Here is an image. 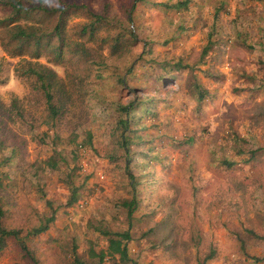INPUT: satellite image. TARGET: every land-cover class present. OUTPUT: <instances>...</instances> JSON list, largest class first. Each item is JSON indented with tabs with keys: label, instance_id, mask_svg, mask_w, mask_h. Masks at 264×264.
Instances as JSON below:
<instances>
[{
	"label": "rangeland",
	"instance_id": "374dc122",
	"mask_svg": "<svg viewBox=\"0 0 264 264\" xmlns=\"http://www.w3.org/2000/svg\"><path fill=\"white\" fill-rule=\"evenodd\" d=\"M62 1L76 8L65 16L61 57L44 46L38 58L11 55L10 30L0 28L4 221L28 229L56 213L25 239L34 258L11 239L0 264H70L74 251L89 259L90 247L107 249L104 229L130 230L137 264H200L210 249L205 264H264V0ZM91 12L104 18L92 34ZM8 15L0 0V19ZM25 22L49 34L57 13ZM129 29L135 41L114 52ZM25 59L52 68L73 92L59 118L20 75ZM140 98L124 129L122 106ZM250 149L258 151L248 159ZM51 156L55 168L45 164ZM128 172L137 189L131 225L121 205L132 196Z\"/></svg>",
	"mask_w": 264,
	"mask_h": 264
},
{
	"label": "trees",
	"instance_id": "16d2710c",
	"mask_svg": "<svg viewBox=\"0 0 264 264\" xmlns=\"http://www.w3.org/2000/svg\"><path fill=\"white\" fill-rule=\"evenodd\" d=\"M144 0H134V3L140 2ZM40 2V0H38ZM60 3L63 6L59 5L57 8L46 9L41 4H34L30 1H22V0H3V4L10 6V15L0 19V28L6 27L10 30V36L8 37V42L10 45L6 47V50L11 55H22L27 52L30 53L31 57L38 58L41 55L43 50V46L47 49H52L55 51L57 57H61V44L60 40H62V35L64 32V25L66 23V15L69 14L72 9L76 8L73 4L66 3L60 0ZM134 7V4L132 5ZM39 11L48 12L54 11L57 13V22L49 34L41 32L37 26L33 25V23L25 22V19H34L36 15H38ZM92 21L84 25V30L90 29V33L92 34L97 28V24L103 21L102 14H96L91 12ZM130 20V16L128 17ZM25 22L24 24H22ZM10 25V26H9ZM39 29L40 32L37 30ZM129 34L132 36L131 38H127L123 40L122 34L120 36H116L114 38V42L112 44V49H115L114 52H118L124 45L127 46L128 43H131V40H134L132 30L129 29ZM56 38L59 39L58 45H53L52 41ZM135 41V40H134ZM3 45V44H2ZM33 47V48H32ZM32 48V49H31ZM31 49V50H30ZM24 61L23 68L20 71L21 76L32 77L34 82V88L37 92L40 93L42 98L44 99V105H46V109L48 110L50 116L53 119L59 118L63 112L67 109L66 104L71 102L73 92L69 89H65V84L61 81L57 80L56 72L52 68H47L42 66V64L38 62H32L31 60H22ZM130 71V68L127 70ZM124 79L119 77V82L124 84ZM201 97L202 94H200ZM18 99H14L12 101V108L15 110L16 114L19 117H23V112L18 106ZM144 100L141 98L129 101L127 104L122 106V110L125 113V118L122 120L124 129H128V126L131 122L130 114L142 104ZM128 138L125 137L124 134H121L120 144L122 147H127ZM257 149H250L249 158L255 157L257 153ZM222 163L227 166L233 165V162L222 160ZM45 164L51 168H55L58 164L57 161L54 160V157H49ZM1 167V164H0ZM131 179V198L124 199L121 201V205L126 208L127 211V219L129 222L132 219L133 212L137 207V198H136V190L135 184L136 181L133 180V176L131 172H128ZM4 173L0 169V251L5 249L11 239L15 240L21 251L24 254L28 255L31 258H34L33 254H31V250L28 248L25 239L30 236H36L40 233L45 232L49 224L54 221L56 217V213L54 210H51L48 215H45L40 222L32 226L28 229H23L21 227H12L5 224V217L7 208L5 205L7 204V198L4 195ZM77 200V194L73 190L70 199L68 200V204H72ZM49 203V201H48ZM131 225V222L130 224ZM102 234L107 237L108 246L107 249H100L96 251L93 247L89 248V259L81 258L79 254L74 251L73 260L70 264H104L105 257L109 256L112 259V264H117L115 260L122 262L123 264H137L132 261L128 256V249L126 246V242L131 239L130 230L125 229L122 231H109L107 229L101 230ZM241 251L245 250L243 244H241ZM215 251L210 249L208 254L204 257L203 261L200 264H205L207 260L213 258ZM118 257V258H116ZM254 261H259L260 259L256 256H252ZM33 264H38L33 261Z\"/></svg>",
	"mask_w": 264,
	"mask_h": 264
}]
</instances>
